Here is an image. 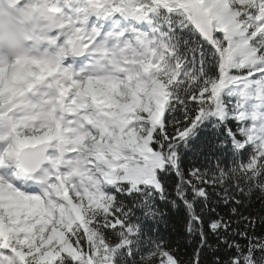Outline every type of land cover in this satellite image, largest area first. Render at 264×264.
Returning a JSON list of instances; mask_svg holds the SVG:
<instances>
[{
	"label": "snow or ice",
	"instance_id": "snow-or-ice-1",
	"mask_svg": "<svg viewBox=\"0 0 264 264\" xmlns=\"http://www.w3.org/2000/svg\"><path fill=\"white\" fill-rule=\"evenodd\" d=\"M0 264H264V0H0Z\"/></svg>",
	"mask_w": 264,
	"mask_h": 264
}]
</instances>
